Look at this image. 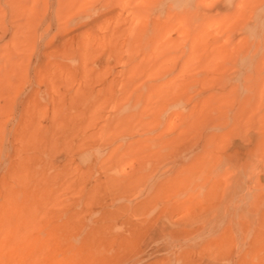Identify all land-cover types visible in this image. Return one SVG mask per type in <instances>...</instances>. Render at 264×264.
<instances>
[{
  "label": "rangeland",
  "instance_id": "obj_1",
  "mask_svg": "<svg viewBox=\"0 0 264 264\" xmlns=\"http://www.w3.org/2000/svg\"><path fill=\"white\" fill-rule=\"evenodd\" d=\"M0 264H264V0H0Z\"/></svg>",
  "mask_w": 264,
  "mask_h": 264
}]
</instances>
